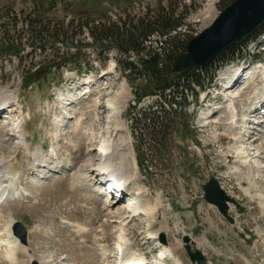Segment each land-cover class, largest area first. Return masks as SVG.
<instances>
[{"label":"rangeland","instance_id":"rangeland-1","mask_svg":"<svg viewBox=\"0 0 264 264\" xmlns=\"http://www.w3.org/2000/svg\"><path fill=\"white\" fill-rule=\"evenodd\" d=\"M167 1L0 0V46L9 43L22 49L20 57L0 55V92L9 90L19 96L18 102L13 101L12 105L15 114L23 119L20 123L27 122L25 131L30 151L47 161L45 168L39 169L29 156L30 151L16 153L18 145L11 133L15 127L9 122V115L0 116V125L4 128L2 136L10 142L0 145V159L15 158L18 154L11 171L13 175H20L15 197H22L21 201H12L0 210V244L1 235L12 219L22 222L28 231L27 244L16 254L15 260L0 247V264H32L33 260L40 264H114L121 221L126 222L125 235L131 241L132 251L150 264L158 263L155 262L156 244L173 248L183 264H192L185 237L198 244V250L210 264H264V102L260 104L262 99L254 101L256 104L250 101L255 90L264 85L262 78L254 82L242 81V85L236 82L228 92L221 81L229 67L226 68L218 73L211 87V84L206 86L210 88L197 90V96L186 92L189 104L183 111L179 105L175 109L181 120L169 129L161 146H153L148 139L142 143L134 133L135 116L144 110H161L156 105L162 100L147 99L139 109H134L136 86L120 75L118 52L103 51L96 44L86 47L92 41L86 29L82 33L79 28L87 20L104 22V18L111 21L123 18L131 24L148 12L155 15ZM173 4L183 13H189L186 17L182 14L185 24L179 32L190 41L210 26L227 3L225 0H173ZM30 5L35 6V19L39 21L35 30L40 31L47 25L65 29L75 25L70 29V35L75 33V45L65 50L66 54L69 51L73 55H63L64 52L59 51L63 44L51 40V48L59 53L56 57L45 60L38 51L30 58V25H22L30 16ZM185 5L188 10H182ZM148 42V49L155 53L162 51L165 45L164 39L157 36ZM75 47L80 51L72 52L77 50ZM150 50H145L143 55ZM256 60L264 65V38L251 44L230 66L239 69ZM39 62V66L32 69ZM114 75L117 79L112 78ZM90 80L92 90L88 97H93L92 100H81L83 104H79L71 99L75 90ZM91 91L97 94L93 96ZM59 94L68 101L62 95L58 98ZM169 96L168 100L174 99L173 94ZM97 97L98 117L94 113ZM227 98L236 101L240 119L247 115L253 103L252 123L243 124L240 132H234L228 125L231 117L225 108ZM57 99L72 109L69 123L66 121L61 128L54 126L55 117L60 115L59 105H54L56 112L51 110ZM109 100L116 101L122 109L120 129L127 130V134L118 133L116 125L108 123ZM161 105L165 109L171 107L169 101ZM81 106L84 109L79 108ZM82 110H85L86 120L79 129L76 120L82 116ZM209 115L212 117L208 118ZM109 131L120 146L121 156L125 154L122 150L126 143L131 142L137 159V182L124 199L111 200L102 192L98 193L102 187L101 177L106 178L104 180L107 177L96 178L90 171L92 166L100 164L101 154L97 147L109 138ZM239 148L248 157V165H242ZM122 159L124 161V157ZM85 172L90 173V183L85 181L87 184L84 182L81 188H73L76 175ZM212 177H216L224 191L244 209L239 214V209L231 206L230 214L237 219L235 224H230L204 199L203 185ZM29 185L40 190L32 195L33 188ZM140 194L153 209L150 212L143 209L138 217L128 210L135 206ZM60 220L80 223L85 230L75 234L59 225ZM154 234H158L157 241L152 239ZM162 235L167 244H163ZM163 264H175V261Z\"/></svg>","mask_w":264,"mask_h":264},{"label":"trees","instance_id":"trees-1","mask_svg":"<svg viewBox=\"0 0 264 264\" xmlns=\"http://www.w3.org/2000/svg\"><path fill=\"white\" fill-rule=\"evenodd\" d=\"M225 1L228 6L234 0ZM167 2V5L161 7L155 15L148 12L131 24L123 18L118 21L104 18L102 19L104 22L100 20L96 24L95 21L87 20L85 25H80V27L77 25V27L82 33L86 29L100 49H115L121 54L119 59L121 73L132 86H136L137 103L152 95H160L167 101V92L172 90L174 95L172 100L180 108H183L187 106L185 93L191 91L196 94L197 88L202 89L207 81H212L215 78L220 67L243 53L252 39L237 43L220 62L208 66L203 70V73H195L185 81H175L169 74L173 72L178 57L185 53L189 43L188 36L179 32V29L185 24L184 18L189 13L178 10L173 4V0ZM184 8L188 10L187 5L182 10ZM74 26L68 25V28L65 29L47 25L40 31L36 30V34L44 35L38 37L43 41H46L47 38L54 40L63 38L66 43H70V41L74 43L73 35L75 33L72 32L70 35V29ZM261 30L260 33H264V27ZM45 33L49 35L45 36ZM154 36L164 39L165 43L162 51L158 53L147 47L148 41ZM145 50L150 51L143 55ZM137 75L138 77H135ZM134 77L138 79L135 81ZM158 106L162 109L158 112H145L142 118L137 120V125L140 127L139 139L142 143L148 139L153 146H161L169 129L181 120V118L179 120V113L173 109L171 103L169 109H165L162 105Z\"/></svg>","mask_w":264,"mask_h":264},{"label":"bare ground","instance_id":"bare-ground-1","mask_svg":"<svg viewBox=\"0 0 264 264\" xmlns=\"http://www.w3.org/2000/svg\"><path fill=\"white\" fill-rule=\"evenodd\" d=\"M231 68L232 67H229L224 73L222 72L223 74H222V80L221 81H223L226 84L224 86V89L226 91H228L229 87L234 85L236 82H237V84H240V82L247 81V80L254 82L258 77H261L262 80L264 81V65L263 64L258 66L257 69L254 70V72H252V74H250V73L241 74L242 73L241 68H239L238 70H234V68H232L233 69L232 70ZM244 74H246V75H244ZM240 85H242V84H240ZM240 85H239V88H242V86H240ZM255 91L256 92L253 93V97L251 98L250 101L254 102V101H258V100L262 99L261 103H263L264 102V85L260 89H257ZM87 93L89 94L90 90H89V92H86V93L82 92V93L74 96L73 98L75 99V102H77L79 104H83L81 100L90 99V97H88ZM61 95H62L64 100H67L63 94H59L58 98H60ZM84 97H86V98H84ZM225 97H227V96H225ZM18 100H19V96L14 94L12 91H9V90L5 91L4 90L3 92H0V110L8 107L7 105L12 103L13 101L17 103ZM94 101H95L94 113L98 117L99 98L98 97L95 98ZM75 102H71V103H75ZM109 103L110 104L108 105V108H110V113H109L110 114V118H109L110 121L108 123L115 124L116 125V131L118 133H124L125 132L127 134L128 133L127 130H121L120 129L121 128L120 127V125H121L120 120L122 119L121 118L122 117V109L118 107V104L116 103V101L109 100ZM254 103L256 104V102H254ZM225 104H226L225 108L228 111V115L231 117L229 119L230 120L229 124H228L229 127L234 132H240V130L243 128V124L250 121L251 115L255 112V111L254 112L252 111V108H253L252 104L253 103H251L249 105V107L247 109V115H243V118H241V119L238 118L236 101H234L232 98H227ZM54 105H59L58 110H59V114H60L59 116L55 117V119H54L55 125L54 126H56V128H61L66 123V121H67V123H69V121L71 119L70 113L72 112V109H69V104H66L61 100L58 101V99H57V102H55L51 105V110L56 112V109H54ZM10 108L11 107H9V109ZM79 108L82 109L83 106H81ZM84 112H85V110H82V113H81L82 116L80 115V117H78L76 120V124H77V127H79V129L83 127V123L86 120V119H84V114H83ZM74 113H75L74 115H76V109H74ZM2 115H3V113H1V116ZM86 117H87V115H86ZM211 117H212V115L208 116V118H211ZM73 118H75V117H73ZM60 119H61V121H60ZM22 120L23 119L19 118V123L16 125L14 131L12 132V138L14 137L13 141H14V143H16V145H18V147H17L18 149H17L16 153H19L21 150H27L28 152L30 151V147L28 145L27 132L25 131V126L27 125V122H24V123L21 122L20 123V121H22ZM54 121H53V124H54ZM250 122L252 123V121H250ZM89 131H86V132H89ZM3 133H4V128H3V126L0 125V145H8L9 141H7L3 138V136H2ZM93 133H94V131H93ZM92 135L94 136V134H92ZM107 135H109V136H107L109 138L108 139L106 138L107 140L104 139L100 143L101 144L100 147L99 148L97 147V151L101 154L100 164L96 165V167L92 166L90 168L91 169L90 171L92 172V174L96 178L100 179V175H101L104 177L106 176L107 179H110L103 186L107 185V186H113L114 187L117 185L116 187H118V185H120V186H123V188L126 187L128 189V192H130L131 186L133 184L135 185L137 182V174H138L137 168H136L137 167V165H136L137 159L135 157V154L133 153V148L130 144L131 142L126 143L124 150H122V152L125 154L121 156V149H120L118 142L116 141L115 138H113L111 136L110 131L107 132ZM235 139L239 140V138H237V137ZM29 156H30V158H32L34 164L37 165V168L42 169V168H45V166L47 165V161L44 158H42V156H40V154L31 153V151H30ZM14 157L15 158L10 157L8 159L7 158L0 159V189H2L3 194H4L0 198V210L2 209V207L4 205H9L10 203H12V201L15 202L16 200L17 201L22 200L21 196L17 197V199L15 197L16 192L18 191L16 189L17 184H19L18 181H20L21 178H20V175H17V174L13 175L12 174L11 170L13 169V161L17 160L18 154H17V156H14ZM123 157H124L125 162L122 159ZM239 158H240L242 165H248L249 164L248 157H246L245 153L242 152L241 148H239ZM118 161H120V162H118ZM258 164L262 165L263 162H258ZM131 171L133 173H131ZM89 172H85V173H81L79 175H76V179L72 183V187L73 188H81V186L84 184L85 181H89V183H90L92 178H90ZM104 179H106V178L101 177V180H100L101 183L103 182ZM29 187H30V185H29ZM30 188L31 189L33 188V192L32 191L30 192V193H32V195H35L36 191L40 190L38 187H32L31 186ZM21 194H23L24 196L27 195L25 192H21ZM124 197H125V195H124ZM143 209H146L150 212L151 211L150 209H153V208L149 207V205L144 201L143 194H140L139 199L135 203V207L132 206L131 209L128 210V212L131 213L133 211L139 217L140 216L139 213H140V211H143ZM128 219L129 218H127L126 220H128ZM15 222L16 221L14 219H12L7 224V227L5 228V231H4V235H1L2 240H1V244H0V247L4 248L7 251L6 253L8 254V256L11 260H15L16 254L25 248L24 244L22 242H20L19 238L14 234L13 225L15 224ZM59 223H60L59 225H62V227H67V228L71 229L70 231L75 233V234L81 233L85 230L84 227L80 223H74V222H70V221H66V220H60ZM125 227H126V222L121 221V223H120L121 232L119 234V239L116 242L114 264H147V261H146V259H144V257H141L140 255H137L135 252L132 251L131 241L128 240V238L125 235ZM2 230H4V228ZM158 234H160V233H158ZM158 234H154L152 239L157 241L156 237H158ZM197 245L198 244H196L195 241H193L192 239H190L189 243L187 244V246L193 252H195L199 249ZM160 250H161V257L162 258H164V256H167V258L169 260H172V261L174 260L175 264H183L182 261L180 260V258L175 256L173 248L164 247L161 245ZM106 253L107 252L105 251L103 255H105ZM100 259H101V257H100ZM101 260L103 262H106L104 257ZM207 264H210L209 260H208Z\"/></svg>","mask_w":264,"mask_h":264},{"label":"water","instance_id":"water-1","mask_svg":"<svg viewBox=\"0 0 264 264\" xmlns=\"http://www.w3.org/2000/svg\"><path fill=\"white\" fill-rule=\"evenodd\" d=\"M263 26L264 0H235L221 12L208 28L189 41L186 53L176 61L173 71V74L176 75L175 79L188 77L198 70L206 68L237 42L252 36ZM0 54L19 56L20 48L14 45L4 46L0 48ZM203 189L205 200L217 207L228 222L234 224L235 220L230 215V204L236 205L240 209V213L243 211L237 201L226 194L215 177L211 178L203 186ZM15 232L21 241L27 244L28 232L22 223H16ZM161 239L166 243L164 235ZM189 241L190 238L185 237L187 244ZM186 250L193 263L207 264V257L200 250L193 252L188 246ZM32 264H39V262L33 261Z\"/></svg>","mask_w":264,"mask_h":264}]
</instances>
